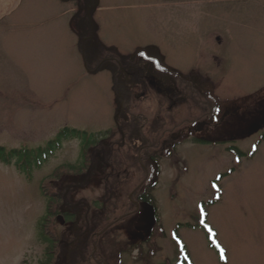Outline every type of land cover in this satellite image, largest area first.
Returning a JSON list of instances; mask_svg holds the SVG:
<instances>
[{"label": "rangeland", "instance_id": "rangeland-1", "mask_svg": "<svg viewBox=\"0 0 264 264\" xmlns=\"http://www.w3.org/2000/svg\"><path fill=\"white\" fill-rule=\"evenodd\" d=\"M89 4L92 21L76 0H0V145L44 147L65 126L95 133L100 141L96 164L86 167V183V174L77 169L55 182L61 190L74 186L72 206L63 204L59 211L77 216L57 218L61 243L68 251L88 239L104 204L114 208L118 200L113 195L105 202L106 188L119 186L120 177L133 176L131 168L118 163L117 153L114 165L124 170L121 175L113 176V164L102 157L121 135L108 68L113 60L106 59L103 69L93 73L86 66L91 61L85 62L81 53L82 46L86 54L82 34L94 32L102 45L117 47L122 54L142 47L184 72L208 66L209 86L217 84L221 107L230 110L207 129L209 144L184 141L176 155L160 160L153 195L164 235L147 241L154 222L146 220L143 209L138 219L129 218L102 238L107 255L114 264H177L185 254L189 264H264V128L249 134L264 118V0ZM103 52L89 58H102ZM169 110L165 108V118ZM259 140L263 142L257 153L249 156ZM233 145L245 156L227 150ZM82 162L81 140L69 139L39 167L32 165L31 174L15 164H0V264L50 260L40 234L47 212L40 187L64 164L78 168ZM221 173L227 174L219 179ZM67 251L57 264H69ZM149 253L150 259L144 260Z\"/></svg>", "mask_w": 264, "mask_h": 264}, {"label": "trees", "instance_id": "trees-1", "mask_svg": "<svg viewBox=\"0 0 264 264\" xmlns=\"http://www.w3.org/2000/svg\"><path fill=\"white\" fill-rule=\"evenodd\" d=\"M76 2L84 8H88L90 6V4L86 5V3H89V0H76ZM100 49H103V45L100 42H95L91 49H88L87 47L85 49L87 59L89 62H92L90 63L92 64L91 67L94 70H100L103 68L106 60L104 58L110 56L113 57L114 54L123 67L128 68L133 66L137 70V80L141 82L142 89L146 91L148 96L149 81L145 78L143 69L138 66L141 51L132 57L124 54L122 55L114 48L104 47L105 55L102 58L98 57L92 61V58H89V55L97 54ZM108 60L111 61V59ZM108 68L113 75V89L115 93H118V105L122 101L124 102L122 112L123 119L120 121L123 136L121 135V139L113 144H110L108 148L106 147L102 152V157L107 163L113 164V176L121 175L123 174L121 172L124 170H122L121 167L114 165L116 162L114 153H117L120 160L118 163L120 165H126L124 166V169L131 168L133 176L128 180L120 177L121 181L119 186H108L106 188L107 192L104 196L105 202L110 201L111 196L114 195L118 199L116 201V205L114 208H108L107 204H104L102 211L103 216L100 217V219H98L99 217L93 219L94 224L90 228L88 236L86 237L88 239L84 242L78 241L77 244L79 245L73 248L71 247V249H68L67 251L65 245H63L61 243L62 241H60L56 228L57 218L62 217L63 220H75L77 216L74 213L68 215L67 212L61 214L59 211L60 206L63 204L72 206L70 192L74 186H69V189L67 188L65 190H61L56 186L55 182H58L61 180V177L70 174L75 169H77L78 173L83 175L86 174L85 183L88 181L90 176L87 174L86 167L88 165V168L94 166L96 164V159H98V149H100L97 147L100 143L98 136L95 133H90L86 130L66 126L44 147L29 149L26 147L7 148L6 146L0 145V164H15L23 173L31 174L34 168L32 165L39 167L42 162L48 158V156L52 155L57 149L62 147L63 142L69 139L81 140L83 162L80 165L82 166L76 168L75 165L64 164L61 166V169L54 173L50 178L45 179L40 187L47 200V212L43 217L40 234L43 241L48 243L47 254L50 258L48 262H43L42 264H57L66 251L69 256V264H114L115 262H113L111 257L107 255L102 247V238L117 225L124 224L126 220L136 216L139 211L137 206L138 203L148 201L155 204L153 191L155 189L154 178L156 166L152 160H156L157 162L159 161L162 157L160 155V151L163 147L164 141L168 143L171 139L170 137L187 130L188 127L186 126L192 124L195 116L199 112V110L191 111L188 108L179 111L178 109L175 110V106L172 107L171 109L173 110L170 112V116L167 117V119H170L168 123L160 126L155 121L156 131H160L161 136L165 135V137L159 139L150 137L147 133V127L149 125L148 122H151L152 119H144L143 117H146L149 114L145 113L142 108H139L132 103V100L135 98L131 95L128 85L119 78L120 65L113 61L108 65ZM171 75L178 78L177 72L171 73ZM187 84L190 85L188 82ZM216 85L217 84H214L215 91ZM122 95L124 96L123 100L120 97ZM210 95L213 98L214 110H217L219 104L221 103V98L216 94V92H209V96ZM192 104H194V100L192 101ZM199 104L200 100H198V103L195 101L196 108H199ZM129 116L133 119H128L127 117ZM262 140L264 141V136ZM262 140H259L256 143L257 148L263 142ZM227 150L236 154L238 158L245 156V153L235 145L228 147ZM256 152V149H254L249 156L253 157ZM88 172L90 175L93 173L92 169L88 170ZM226 174L227 173H221L219 179H222L226 176ZM82 184H84V182H82ZM212 203H214V201L208 202V204ZM202 205L205 206V203ZM197 220L199 221V218H197ZM179 226H181V224H178L175 230L176 234ZM158 234L160 236L164 235V231L162 230L160 224H156L153 227V232L150 237L147 238V241L153 242ZM216 250L219 254H221L219 248H216ZM149 255L150 253L146 255L144 260L148 261V259H150ZM190 261V256L185 254L179 259L177 264H189Z\"/></svg>", "mask_w": 264, "mask_h": 264}, {"label": "flooded vegetation", "instance_id": "flooded-vegetation-1", "mask_svg": "<svg viewBox=\"0 0 264 264\" xmlns=\"http://www.w3.org/2000/svg\"><path fill=\"white\" fill-rule=\"evenodd\" d=\"M87 37L88 36L82 37V40ZM92 40L93 39L90 40V38L83 40V46L91 49L95 44ZM114 49L122 54V52H120L117 47ZM147 50V48L143 49L141 47L134 52L124 54L134 57L139 51H141V53H144L143 56L141 55L139 57L138 66L139 68L143 69V74L149 81L148 96L146 94V91L142 89L141 82L137 80V70L133 66H130L128 68L123 67V65L114 56L106 57L104 59H111L120 65L119 78L128 85V88L131 91V95L137 100L136 102V100L133 99L132 103L135 106L142 108L145 113H148L150 115L143 117L144 119H152L151 122H148L149 125L147 127V133L149 134V136L155 139L165 137V135L161 136L160 131H156L155 128V119L159 121L160 126L165 125V123H163L166 122L164 119H167L165 118V108L170 109L169 114L173 110L171 108L174 106L175 110L178 109L179 111L186 108L191 111L199 110L198 114L194 118V121L196 122L193 121L194 123L192 122L191 125L186 126L188 127L187 130L179 132L177 135L170 137L171 139L168 143L164 141L163 147L160 151V155L163 157L167 155V153L171 152L172 155H174V150H176V148L180 146L181 143L188 140H194L196 144H209L211 140L208 139L207 129L209 131L211 126L215 124L214 119L216 116L213 98L211 97V95L209 96L210 89H212L213 93L215 92L214 87L209 86L211 84V69L208 66H202L201 70L192 69L191 71L184 72L183 70L172 66L165 60V58L161 54H158L156 51ZM175 72H177L178 78L171 75V73ZM202 72L206 73V77L201 74ZM199 74L202 75V79L200 80L198 79ZM187 82L190 83V85L187 84ZM135 87H137L138 89ZM140 90H143L144 92L140 93ZM117 95L118 93H116V98ZM120 97L123 100L124 96L122 95ZM193 100L194 104H192ZM198 100H200V106L199 108H196L195 101L198 103ZM119 106L121 107V109L120 111L118 110L119 116H117V119H115V124L118 133L123 136L120 121L121 119H123L122 112L124 102L122 101ZM229 113L230 110L228 108L223 109L220 106L217 117L219 116L218 119L222 117L224 119L229 116ZM127 118L133 119L130 116ZM160 119L162 120V123H160ZM151 123L153 125H151ZM205 132L206 134H204ZM191 137L192 139H189ZM152 161L156 165L158 170L159 163H156V160Z\"/></svg>", "mask_w": 264, "mask_h": 264}, {"label": "water", "instance_id": "water-1", "mask_svg": "<svg viewBox=\"0 0 264 264\" xmlns=\"http://www.w3.org/2000/svg\"><path fill=\"white\" fill-rule=\"evenodd\" d=\"M91 10L92 8L90 9L89 11V17H90V20L92 21V15H91ZM121 109V107H120ZM264 126V118H263V121L262 123H254L252 125V127L250 128L249 130V134H255L256 132H258L262 127ZM141 206L144 208L145 210V217H146V220L147 221H153L155 223L156 221V215H155V208L153 205L149 204L148 202H143L141 204Z\"/></svg>", "mask_w": 264, "mask_h": 264}, {"label": "snow or ice", "instance_id": "snow-or-ice-1", "mask_svg": "<svg viewBox=\"0 0 264 264\" xmlns=\"http://www.w3.org/2000/svg\"><path fill=\"white\" fill-rule=\"evenodd\" d=\"M141 55L143 56V55H144V53H141Z\"/></svg>", "mask_w": 264, "mask_h": 264}]
</instances>
